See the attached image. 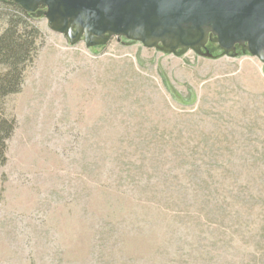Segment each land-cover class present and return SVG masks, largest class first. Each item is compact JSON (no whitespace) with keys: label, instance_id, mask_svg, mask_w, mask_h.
Instances as JSON below:
<instances>
[{"label":"rangeland","instance_id":"obj_1","mask_svg":"<svg viewBox=\"0 0 264 264\" xmlns=\"http://www.w3.org/2000/svg\"><path fill=\"white\" fill-rule=\"evenodd\" d=\"M41 12L5 101L0 264H264V56L74 39Z\"/></svg>","mask_w":264,"mask_h":264},{"label":"water","instance_id":"obj_2","mask_svg":"<svg viewBox=\"0 0 264 264\" xmlns=\"http://www.w3.org/2000/svg\"><path fill=\"white\" fill-rule=\"evenodd\" d=\"M29 13L41 7L60 33L77 39L106 35L145 44L172 42L179 48L202 47L209 33L230 53L246 45L264 56V0H10Z\"/></svg>","mask_w":264,"mask_h":264},{"label":"trees","instance_id":"obj_3","mask_svg":"<svg viewBox=\"0 0 264 264\" xmlns=\"http://www.w3.org/2000/svg\"><path fill=\"white\" fill-rule=\"evenodd\" d=\"M12 13L6 14L7 27L0 36V168L7 162V141L12 137L16 120L5 113L8 97L21 92L26 68L38 52L40 29L35 25L45 8L29 13L14 1L0 0Z\"/></svg>","mask_w":264,"mask_h":264}]
</instances>
